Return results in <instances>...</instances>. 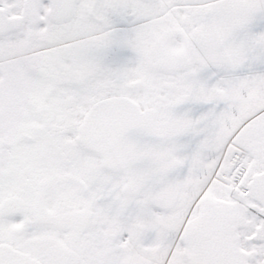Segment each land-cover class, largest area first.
Here are the masks:
<instances>
[{"label": "snow or ice", "instance_id": "1", "mask_svg": "<svg viewBox=\"0 0 264 264\" xmlns=\"http://www.w3.org/2000/svg\"><path fill=\"white\" fill-rule=\"evenodd\" d=\"M0 264H264V0H0Z\"/></svg>", "mask_w": 264, "mask_h": 264}]
</instances>
